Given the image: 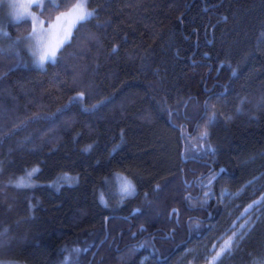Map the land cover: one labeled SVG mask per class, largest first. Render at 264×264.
<instances>
[{"label": "trees", "instance_id": "1", "mask_svg": "<svg viewBox=\"0 0 264 264\" xmlns=\"http://www.w3.org/2000/svg\"><path fill=\"white\" fill-rule=\"evenodd\" d=\"M60 2L67 7L75 0ZM88 9L96 11L95 18L81 22L57 64L34 67L26 53L0 48L5 131L21 120L56 113L81 91L85 108L112 97L95 114L76 105L57 119L55 129L36 120L0 138V262L88 264L107 233L91 264H141L144 256L146 264H174L186 248L223 230L227 200L220 201L221 189L236 193L264 173V110L240 105L242 98L254 102L264 95V0H88ZM7 29L12 38H23L30 21ZM224 61L237 70L235 76L227 67L217 71ZM209 97L221 116L208 123L210 137L200 140L211 115L204 112ZM185 112L204 119L185 120ZM224 113L231 122L224 123ZM181 139L187 162L180 157ZM89 144L93 151L82 152ZM216 171L219 178L206 189L220 204L207 220L208 214L192 211L203 199L193 198L197 188L190 193L186 185L196 179L205 184ZM116 174L132 182L131 195L121 193ZM21 179L29 186L17 187ZM262 184L264 179L255 181L239 198H228V210L239 215L244 209L236 212L235 205L259 200L264 192L252 193ZM173 208L179 223L176 215L169 219ZM198 215L205 217L203 224L190 230L189 218ZM252 220L251 245L225 264L261 259L255 245L264 238V223L256 215ZM140 226L160 228L168 238L154 247L148 240L130 245L132 230Z\"/></svg>", "mask_w": 264, "mask_h": 264}, {"label": "snow or ice", "instance_id": "2", "mask_svg": "<svg viewBox=\"0 0 264 264\" xmlns=\"http://www.w3.org/2000/svg\"><path fill=\"white\" fill-rule=\"evenodd\" d=\"M7 8V17L10 23L13 26H18L21 23L26 24L28 20H31V31L28 33L26 37H17L16 41H12L11 34L5 30V25H0V37L7 39L8 41H12L9 45V49L11 50L13 47H17L22 40L29 42V50H32V42L35 43V51H33L34 64L43 68L45 62L50 61L52 64H57L59 62V54L63 51V49L67 46H70L71 40L75 39V32L79 30V27L82 26L81 22H87L91 18H95L96 11L88 10V0H75L70 6L64 7L60 0H7L6 4L3 5ZM64 7V10L61 8ZM52 12H56L57 14L53 17ZM48 14V20L41 19V17ZM116 49H113L115 52ZM227 67L230 69L231 74L233 76L236 75L237 70L231 68L230 64H227L226 61L221 62L217 71H223L224 68ZM7 75V73H5ZM227 87V85H225ZM207 87L205 88V92H207ZM87 99L86 92L81 91L76 94L74 97H70L69 101L66 105L57 109L56 113H53L49 116H40L36 115L31 118H27L25 120H21L18 124L13 123L11 128H8L7 131L4 130L6 125L0 127V138L9 139L11 136L16 135L18 132L24 130L29 123H33L36 120H46L52 127L55 129L57 127V119L62 118L67 112H69L76 105H81V111L84 113L95 114L101 108L105 107L107 104L111 103L112 97H107L100 101L97 104L91 106V108L82 107L83 103ZM222 100V97H217V103ZM244 103H252L253 107L258 110H264V95H261L254 102L248 101L246 98L240 99V105ZM238 105L236 107V113H240L242 111L241 106ZM187 108V105H185ZM4 114L0 116V119H6L7 110H3ZM204 112L211 113L208 117V120L205 121V128L203 131L199 132L198 139L207 140L210 137V132L208 131V123L215 118L216 122H219V118L221 113L216 111L215 104L211 103V97L205 100L204 102ZM170 115L176 116L177 119L181 118L179 113H170ZM183 118L185 120L192 119H204V117L196 114L194 116L188 115L187 112L184 113ZM232 116L227 113L223 114L224 123H229L232 120ZM197 129H199V123L197 124ZM27 139V137L25 138ZM210 147V146H209ZM119 145H115L111 152L117 151ZM94 145L89 144L81 149L82 152L89 153L93 151ZM213 151H215L213 149ZM111 154V153H110ZM264 155V153H261ZM36 171V170H34ZM223 172V169H221ZM28 177L32 176V173L27 174ZM120 183V191L123 195H131L135 191L134 185L127 180V178L120 177L119 174H116ZM216 179V175L213 174L212 177L209 178V182L207 185L201 184L204 188H209L212 185V180ZM264 179V173H261L259 177L254 176L252 180H249L246 185H242L236 193L227 194V189L222 188L220 194V201L223 202L225 199L230 197H240V194L244 192L248 187L252 186L255 181ZM17 187H28L29 183L24 179H21L17 185ZM159 187V186H158ZM256 191L264 192V184L260 186L259 189L254 188L252 195H255ZM214 193L205 191L204 199L200 202L202 207H207L208 201L212 198ZM123 198V196H122ZM251 198V197H249ZM188 201L192 200L191 196L185 198ZM243 208L244 212L241 216H239L236 220H232V213L229 212L227 214L226 223H230L231 227L227 230L230 235H228L227 239L221 241L219 237H215V245L212 249V252L215 253L216 257H219L217 260V264H225V259L234 260L236 255L244 250L245 245H251L252 241V233L254 232V221L252 220L250 209H256V220L264 223V195H261L259 200H253L251 204L247 206L242 202L241 204L235 205V211L239 212L240 209ZM173 215L177 216V223H179V214L176 209H173L171 213H169V219ZM248 219H244L245 217ZM107 219V218H106ZM240 220H244V223L239 225V231H237L236 224L239 223ZM203 221L196 218H189L188 225L190 230L193 226L198 230ZM143 231V228H141ZM209 231H214L213 228H209ZM219 231V230H215ZM7 232V229L5 230ZM258 248V253L261 256V259H253L252 264H264V238L261 239L258 245H255ZM217 248L220 250L217 251ZM73 251L79 252V249H74ZM86 251V249H85ZM205 252L207 253V247L205 246ZM251 255V253H249Z\"/></svg>", "mask_w": 264, "mask_h": 264}, {"label": "rangeland", "instance_id": "3", "mask_svg": "<svg viewBox=\"0 0 264 264\" xmlns=\"http://www.w3.org/2000/svg\"><path fill=\"white\" fill-rule=\"evenodd\" d=\"M6 2H7V0H0V25H5L6 26L5 30L8 31L7 25L10 24V21L8 19H6L8 10H7L6 7L3 6V5L6 4ZM54 2H56V0H54ZM41 19H43V18L41 17ZM29 21H30V31H31V20L29 19ZM16 40L17 39L12 38V41H16ZM12 41H8L7 39H4L3 37H0V48L2 50H4V51L12 52V53L17 54V55H19L21 53H26V55L28 56L26 62L27 63L29 62L30 65H32L34 67H37L34 64L35 57L32 54L33 51H35V43L32 42V45H31L32 50L31 51L29 50V47H30L29 46V42L28 41H24V40H22V42H20L17 47H13L11 50H8L9 49V45L12 43ZM48 62H50V61H48ZM48 62H45V64L48 63ZM45 64H44V66H45ZM120 177L126 178L124 176H120ZM116 180H117V183H118V187L120 189L121 181L118 180V178ZM127 180H129V179L127 178ZM227 194H230V193L227 191L226 195ZM230 199H232V197H230ZM226 200H227V203H230L229 199H226ZM226 200H225V203H226ZM227 203H226V205H227L226 214H228L230 212L228 210V204ZM249 211H250L251 217L253 219L255 217L256 209H250ZM243 212H244V210L239 215H237L235 213L233 214L231 212L232 213L231 219L232 220H236L239 216L242 215ZM226 219H227V217H226ZM244 219H248V217L246 216ZM242 223H244V220H240L239 223L236 224L237 231H239V225L242 224ZM230 227H231V224L230 223H226V225L223 227V230L222 229L219 230L214 235V237H219L221 239V241H223L224 239H227L228 235H230V233H228L227 230ZM214 245H215V239L213 237H211L209 241H207V242H205L203 244L196 245V246H199V247L202 246L200 248L199 247H197V248H194V247L193 248H191V247L186 248V250H184L183 252L180 253V255L177 256L174 264H179V263L180 264H215L217 262V260L219 259V257H216L215 253L212 252V249H213ZM205 246L207 247V250H208L207 253L205 252ZM219 250L220 249L217 248V251H219ZM0 264H21V263L0 262ZM141 264H146V259L144 261H142Z\"/></svg>", "mask_w": 264, "mask_h": 264}, {"label": "flooded vegetation", "instance_id": "4", "mask_svg": "<svg viewBox=\"0 0 264 264\" xmlns=\"http://www.w3.org/2000/svg\"><path fill=\"white\" fill-rule=\"evenodd\" d=\"M193 161H198V160H196V159H194ZM210 168H212V167H210ZM210 170V169H209ZM213 174H215L216 175V179H218L219 178V176H220V174L221 173H219L218 171H216V172H214V173H212L211 172V174H209L208 175V179H206V183L204 184V185H207L208 184V182H209V178L210 177H212L213 176ZM216 179H214V180H212V184L214 183V181L216 180ZM197 179L194 181V183L191 185V183H188L187 185H186V189H188L189 190V192L190 193H193L194 191H195V188H197V194L193 197V198H202V199H204L205 197H204V193H205V191H209V192H211V190L210 189H206V188H204V187H202L201 186V184H203V183H199V184H197ZM200 181V180H199ZM213 201V202H212ZM218 203L220 204V202H218V200H217V197H215V196H212V198L208 201V205L209 206H207V207H202L201 206V204H200V206H198V207H195V208H193L192 209V211L194 210V209H196L195 210V212L196 213H206V215L208 214V216H207V220H209L210 219V217H211V212H210V210H211V208L212 207H214L215 205H218ZM200 215H198V217H199ZM198 217H195L194 216V218H196V219H199ZM204 218L205 217H201L200 216V219L199 220H204ZM176 222H177V220H175ZM130 223V226H129V228L128 229H131V228H133V225H132V223L131 222H129ZM187 225V224H186ZM141 228H143V231H141ZM163 233H164V231L162 230V229H160V228H156V229H154V230H151V231H147V230H145V228L143 227V226H140L137 230H132V233H131V237H132V239H134V241H133V243H130V245H132V244H137V243H139V244H141V246H144V245H146V243H145V241H150L151 242V244L153 245V247H154V245H155V241L156 240H158V239H160L161 237L162 238H165V236H168V235H163ZM165 234V233H164ZM119 243H120V240L118 241V243L115 245V248L119 245ZM152 250H153V248H152ZM151 255H152V253H151V250H150V252H149ZM157 255H158V257H157V259L158 260H160V255H159V252L157 251ZM145 257L147 258V256H144L143 258H142V261H144L145 260ZM151 259V258H150ZM153 259V258H152ZM141 261V262H142Z\"/></svg>", "mask_w": 264, "mask_h": 264}, {"label": "water", "instance_id": "5", "mask_svg": "<svg viewBox=\"0 0 264 264\" xmlns=\"http://www.w3.org/2000/svg\"><path fill=\"white\" fill-rule=\"evenodd\" d=\"M182 147H183V148H182V151H181L180 157H181V160H182L183 162H187L188 159H185V158H184V146H182ZM172 210H173V209H172ZM172 210H171V212H172ZM137 211H138V210H137ZM134 213H136V211L132 212L131 215L134 214ZM175 220H177V216H175ZM105 222H107V219L105 220ZM105 228H106V224H105ZM106 238H107V235H106L105 238L99 243V245L95 248V250L92 252L88 264H91L92 259H93L94 255L96 254V252H97L99 246L102 244V242H103ZM165 238H168V236H165Z\"/></svg>", "mask_w": 264, "mask_h": 264}, {"label": "bare ground", "instance_id": "6", "mask_svg": "<svg viewBox=\"0 0 264 264\" xmlns=\"http://www.w3.org/2000/svg\"><path fill=\"white\" fill-rule=\"evenodd\" d=\"M180 138H181V132H180ZM181 144H182V146H184V143H183V140H182V139H181ZM182 148H183V147H182ZM219 172H220V170H219ZM170 213H171V211H170ZM132 215H133V214H132ZM130 216H131V215H130ZM105 220H106V219H105ZM105 220H104V229H105V231H106V229H107L108 218H107V222H105ZM105 224H106V228H105ZM106 235H107V237H108V234H107V233L105 234V236H106ZM105 236H104V238H105ZM104 238H103V239H104ZM106 239H107V238H106ZM106 239H105V240H106ZM105 240H104V241H105ZM104 241H103V242H104ZM100 242H101V241H100ZM100 242H99V243H100ZM103 242H102V243H103ZM98 245H99V244H98ZM98 245H97V246H98ZM101 245H102V244H101ZM101 245H100V246H101ZM97 246H96V247H97ZM100 246H99V248H100ZM99 248H98V249H99ZM94 250H95V249H94ZM97 251H98V250H97ZM96 253H97V252H96Z\"/></svg>", "mask_w": 264, "mask_h": 264}]
</instances>
